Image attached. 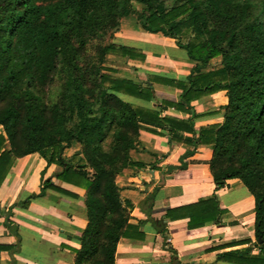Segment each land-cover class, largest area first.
Wrapping results in <instances>:
<instances>
[{
    "label": "trees",
    "instance_id": "16d2710c",
    "mask_svg": "<svg viewBox=\"0 0 264 264\" xmlns=\"http://www.w3.org/2000/svg\"><path fill=\"white\" fill-rule=\"evenodd\" d=\"M172 1L169 7L165 0H0V186L16 159L38 154L60 167L57 180L86 190L88 227L76 264H115L121 239H144L142 223H131L132 205L122 201L116 183L133 165L130 154L148 130L144 126L161 130L150 132L170 142L179 141L177 134L191 136L190 153L211 147L216 191L235 179L249 190L256 201V240L218 260L264 264V243L258 242L264 239V0ZM131 16L142 31L173 40L185 52L193 63L186 78L149 77L143 87L114 76L108 56L146 59L142 50L111 43ZM219 58L221 66L210 70ZM153 84L178 90L180 101L151 110L122 99L150 104ZM220 92L228 100L223 122L197 135L195 121L218 112L198 116L193 103ZM169 109L190 118L169 117ZM73 144L80 151L64 158ZM47 188L59 189L51 181L43 192ZM34 198L15 206L25 208ZM222 215L215 194L168 211L166 218L184 216L197 229ZM149 220L167 234L164 220Z\"/></svg>",
    "mask_w": 264,
    "mask_h": 264
},
{
    "label": "crops",
    "instance_id": "0c3cea01",
    "mask_svg": "<svg viewBox=\"0 0 264 264\" xmlns=\"http://www.w3.org/2000/svg\"><path fill=\"white\" fill-rule=\"evenodd\" d=\"M135 20V22H134ZM111 43L142 50L144 62L108 56L107 65L116 71L114 76L147 86L149 77L186 78L193 63L175 41L141 30L135 17L121 21L119 31ZM155 100L144 104L131 97H122L127 103L151 110L165 101L178 103L180 92L171 87L153 84ZM226 93L193 103L198 116L218 112L215 116L195 121V131L223 122ZM165 115L187 120L189 115L173 109ZM137 149L130 154L132 166L117 177L123 202L132 205L131 223L140 226L143 240L121 239L116 250L115 264H228L218 260L219 255L243 250L255 242L256 201L239 180H230L224 189L216 191L210 162L213 152L209 146L193 147L192 137L177 134L179 141L150 131L161 130L144 126ZM0 136H5L0 127ZM9 151V143L5 145ZM72 151V153H70ZM80 151L67 149L64 158ZM61 171L48 165L38 154L18 158L0 186V264H76V252L81 249L82 236L88 227L86 190L55 178ZM45 181L59 189L47 188ZM217 195L223 215L217 222L202 228H189L184 216L167 219L168 211L187 207L201 199ZM154 197L147 202L149 197ZM29 204L16 207L27 201ZM164 222L167 234L158 232L152 220ZM258 250L254 251L257 255Z\"/></svg>",
    "mask_w": 264,
    "mask_h": 264
},
{
    "label": "rangeland",
    "instance_id": "374dc122",
    "mask_svg": "<svg viewBox=\"0 0 264 264\" xmlns=\"http://www.w3.org/2000/svg\"><path fill=\"white\" fill-rule=\"evenodd\" d=\"M166 4L170 7L173 5V1L172 0H165ZM136 10H139L140 9V6L139 5H135L134 6ZM135 22V20H134ZM176 43V42H175ZM109 64H113V62H110V61H107V65ZM221 66V60L220 58L219 59H215L211 62V66H210V70H215V69H218L219 67ZM54 92H52V89L49 90V88L47 89V95L49 96H53ZM72 150L73 151H77V144H73L72 146ZM72 153V151L70 152Z\"/></svg>",
    "mask_w": 264,
    "mask_h": 264
},
{
    "label": "water",
    "instance_id": "95a60500",
    "mask_svg": "<svg viewBox=\"0 0 264 264\" xmlns=\"http://www.w3.org/2000/svg\"><path fill=\"white\" fill-rule=\"evenodd\" d=\"M258 242H259L260 244H263V243H264V239L259 238V239H258Z\"/></svg>",
    "mask_w": 264,
    "mask_h": 264
}]
</instances>
